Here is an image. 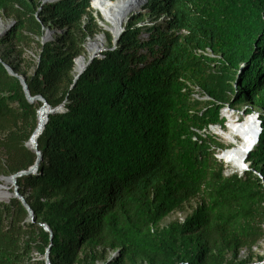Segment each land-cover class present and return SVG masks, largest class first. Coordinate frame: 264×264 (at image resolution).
I'll list each match as a JSON object with an SVG mask.
<instances>
[{
  "label": "trees",
  "instance_id": "16d2710c",
  "mask_svg": "<svg viewBox=\"0 0 264 264\" xmlns=\"http://www.w3.org/2000/svg\"><path fill=\"white\" fill-rule=\"evenodd\" d=\"M42 1L0 0V19L11 21L1 61L32 96L62 104L37 139V170L17 179L34 221L18 199L0 202V264H44L31 252L48 247L50 264H252L239 252L263 235L264 0H147V13L132 16L75 82L74 60L99 32L90 0ZM145 16L152 24L137 26ZM46 24L55 31L42 44ZM205 48L214 57L195 53ZM2 62L0 131H9L0 173L9 176L36 160L26 143L41 103L26 100ZM226 106L256 110L261 125L241 174L225 175L198 133L222 128ZM193 199L182 223L159 226Z\"/></svg>",
  "mask_w": 264,
  "mask_h": 264
},
{
  "label": "bare ground",
  "instance_id": "6f19581e",
  "mask_svg": "<svg viewBox=\"0 0 264 264\" xmlns=\"http://www.w3.org/2000/svg\"><path fill=\"white\" fill-rule=\"evenodd\" d=\"M143 2L144 0H94L92 7L102 15V19L99 20L101 28L112 34L113 41L119 32L121 22L125 21L131 13L139 11ZM2 27L0 26V31ZM105 44L106 34L104 32L89 39L85 44L86 53L75 60L74 70L77 72L82 69L88 57L103 49ZM225 114L231 118L229 126H226L227 129L214 126L212 132L223 137L230 144V147L222 155L223 160L236 167H241L242 163H245L246 151L254 143L258 131L256 115L249 113L241 121H235L228 111ZM44 115L45 112L39 113V124L43 121ZM235 137H239L240 142ZM11 198V192L0 184V202L9 201Z\"/></svg>",
  "mask_w": 264,
  "mask_h": 264
},
{
  "label": "rangeland",
  "instance_id": "374dc122",
  "mask_svg": "<svg viewBox=\"0 0 264 264\" xmlns=\"http://www.w3.org/2000/svg\"><path fill=\"white\" fill-rule=\"evenodd\" d=\"M147 3V0H144L143 2V5L141 6V8L139 9V11H136V12H133L131 13L126 19L125 21V25L127 24V22L130 20V18L132 16H137L141 13H147V10L144 8L145 5ZM90 11L93 15V17L95 18L97 24L100 20V17L98 14L100 13H97L95 11V9L91 6V0H90ZM101 15V14H100ZM101 18H102V15H101ZM161 19H163V17L161 16L157 21L160 23L161 22ZM0 24L1 26H3L2 28H6L8 25L11 24V21L10 20H7V21H3L0 19ZM150 25L152 24L151 20L149 19L148 16H145L142 20L138 21L137 22V26H142V25ZM44 29H48L47 31L44 30V34H48L50 39L51 37H53V33H54V29L52 28H49L48 25H44L43 26ZM98 28H99V32L96 34H100L101 32H104L106 34V44L104 46V48L106 50H108L109 48L112 47V43H111V36L112 34L109 32V31H106V30H103L101 28V25H98ZM43 34V35H44ZM95 35V36H96ZM94 36V37H95ZM93 37V38H94ZM113 37V36H112ZM141 38L142 39H146L147 38V34L146 32H142L141 33ZM49 39V40H50ZM90 39V38H89ZM87 39V41L89 40ZM86 41V42H87ZM85 42V44H86ZM85 44H84V52L82 55H84L86 53V49H85ZM36 51H38V48L36 46H34L33 49H29L27 52H26V58L27 59H30V56H32L33 59H36ZM4 51H3V48L0 46V55H4ZM20 67L21 68H25L27 70L28 73H30L33 69V66H32V62H29V63H26V62H20ZM203 96V95H201ZM200 97V95H199ZM199 101H207L208 100V97L204 98V99H198ZM244 109V106H241L238 110H230L228 107H223L222 110H221V116L224 118V123H223V129H227V125L229 126V121L231 118H229L225 112L228 111V113L230 114V116L232 117L233 120L235 121H241L243 118H244V112L242 111ZM255 114H257V111L255 110L254 111ZM256 119V123L259 125L258 121H259V117L257 115V117L255 118ZM218 126V125H216ZM212 127H214L213 125L209 126L207 130H201L199 131L198 133L200 135H202L203 137H205L207 140H209L208 142H210L211 146V150L212 152L214 153V156L213 157H216V158H221L220 160L217 159V162L218 164L222 165V168H223V172L224 174H228L232 171V169H235L236 167L234 165H232L231 163H227L225 162L223 159H222V152L225 150H227V148L230 147V144L221 136L217 135V134H214L212 132ZM9 129L8 128H5V129H2L0 131V138H3L5 137V135L8 133ZM236 140L238 142H240V138L239 137H235ZM217 143L221 144V147H219L217 145ZM29 148V147H28ZM0 162L2 164H5L6 163V154L5 152L0 148ZM258 174V173H257ZM259 175V174H258ZM8 175L7 174H4V173H0V184L4 186V188H7L9 192H12V186L11 184L8 182V180H4L5 177H7ZM3 180V181H2ZM196 201L197 199H193L192 201L186 203L185 205L182 206V208L178 209V210H175L173 211L172 213L168 214L166 217H164L160 222H159V226H165L171 222H174V221H177V222H180L182 223L185 219V217L190 214V212L192 211L193 207L196 205ZM6 203V202H5ZM260 229H261V232L263 233L262 237L259 239V241L250 249L248 250L247 248H243L240 250L239 252V258H243L245 256H247V254L250 252L252 253V256H253V262L252 264H259L261 262H259L257 260V257H260V256H264V219L263 221L260 223ZM109 255L111 257L115 256V253H109ZM31 257L33 260H36V261H44L43 260V256L39 255L36 251H32L31 252ZM98 264H102V262H99Z\"/></svg>",
  "mask_w": 264,
  "mask_h": 264
},
{
  "label": "water",
  "instance_id": "95a60500",
  "mask_svg": "<svg viewBox=\"0 0 264 264\" xmlns=\"http://www.w3.org/2000/svg\"><path fill=\"white\" fill-rule=\"evenodd\" d=\"M53 1H56V0H43L42 1V4L45 3V2H53ZM128 17V16H127ZM128 19V18H126ZM125 19V21H126ZM125 21L121 22L120 24V28H119V32L116 36V38L111 42L112 43V47L109 48V50H112L116 47V44H117V41L119 39V37L121 36V34L123 33L124 29H125ZM98 25H101L99 22H98ZM1 26V24H0ZM11 26L8 25L6 28H1V31H0V36ZM2 27V26H1ZM50 37L48 34H44L42 39H41V43H45L47 40H49ZM106 49L103 48L101 50H99V52L91 55L88 57L84 67L82 69H80L79 71H75V75H74V82L78 79V77L83 73V71L85 70V68L92 62V60L96 57H99L101 55V53L103 51H105ZM81 57L78 56L77 58ZM76 60V58H75ZM75 60H74V64H75ZM0 62L1 59H0ZM3 66L5 67L6 71L9 73V75L17 78L22 86V89H23V93L25 95V98L26 100L29 102V103H34L35 101H38L41 103V106L39 107V109L37 110V125L35 127V129L33 130L28 142L26 143V146H28L31 150H33L36 154V160L34 162V164L32 166H30L27 170H20L16 173H13L7 177H5L9 183L11 184L12 186V192H11V195H12V198H16L20 201L21 205L25 208V210L27 211L28 213V216L30 218V220L33 222L34 221V215H33V212L31 210V208L29 207L27 201L25 200V197L23 195L20 194L19 190H18V186H17V179L19 177H22V176H26V175H29L31 173H34L38 166H39V162L42 158V155H41V152L39 151L38 149V142H37V139L39 137V135L42 133L43 129H44V126L45 124L47 123L48 121V116L50 114H53V113H58L60 111H62V104L61 105H58L56 107H51L48 102L46 101V99L42 96V95H35V96H32L30 93H29V90H28V85L25 81V78L23 76H21L20 74L16 73L7 63L5 62H2ZM42 112H45V115H44V118H43V121L39 124L38 122V116H39V113H42ZM257 117V114H255ZM256 120V119H255ZM259 125H258V131L256 133V136H255V140H254V143L247 149L246 151V155H245V159L246 157L248 156L249 152L253 149V147L257 144V141H258V138H259V134L261 132V125H260V121H258ZM216 126V125H215ZM40 226L44 229V231L48 232L49 233V236H50V239L52 238V232L51 230L49 229V227L46 225V224H40ZM43 260H44V264H50V261H49V247L46 249L44 255H43ZM259 264H264V260L259 263Z\"/></svg>",
  "mask_w": 264,
  "mask_h": 264
},
{
  "label": "built area",
  "instance_id": "2783aa9c",
  "mask_svg": "<svg viewBox=\"0 0 264 264\" xmlns=\"http://www.w3.org/2000/svg\"><path fill=\"white\" fill-rule=\"evenodd\" d=\"M45 30L47 31L48 29H45ZM195 53L197 55H202L203 54V55H207V56H210V57H214L213 53L211 52V50L209 48L197 49V50H195ZM187 85L190 86L193 89V96H194L195 99H204V98L207 97L206 95L201 96L199 93H197L196 92V91H198V88L197 87H192L189 83H187ZM199 95H200V97H199ZM230 110H232V109H230ZM253 113L255 114L254 111L251 112V114H253ZM257 115H258V113H257ZM224 152H225V150L221 154L223 155ZM217 159L220 160L221 158L218 157ZM248 169H249V162H247L246 159H245V163H242L241 167H238L237 166L235 169H232V171L230 173L225 174V175H229V174H232L234 172H236L238 174H241L243 171L248 170ZM258 176L260 177V175H258Z\"/></svg>",
  "mask_w": 264,
  "mask_h": 264
}]
</instances>
